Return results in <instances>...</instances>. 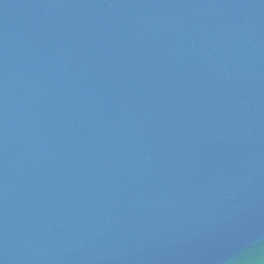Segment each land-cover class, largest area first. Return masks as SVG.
I'll return each mask as SVG.
<instances>
[{
	"label": "water",
	"instance_id": "obj_1",
	"mask_svg": "<svg viewBox=\"0 0 264 264\" xmlns=\"http://www.w3.org/2000/svg\"><path fill=\"white\" fill-rule=\"evenodd\" d=\"M0 264H264V0H0Z\"/></svg>",
	"mask_w": 264,
	"mask_h": 264
}]
</instances>
